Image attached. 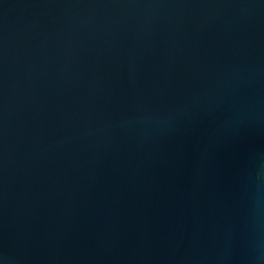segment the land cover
Segmentation results:
<instances>
[{
  "label": "water",
  "instance_id": "95a60500",
  "mask_svg": "<svg viewBox=\"0 0 264 264\" xmlns=\"http://www.w3.org/2000/svg\"><path fill=\"white\" fill-rule=\"evenodd\" d=\"M0 264H264V0H0Z\"/></svg>",
  "mask_w": 264,
  "mask_h": 264
}]
</instances>
